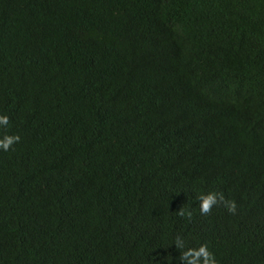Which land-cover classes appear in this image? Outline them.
<instances>
[{
    "label": "trees",
    "instance_id": "1",
    "mask_svg": "<svg viewBox=\"0 0 264 264\" xmlns=\"http://www.w3.org/2000/svg\"><path fill=\"white\" fill-rule=\"evenodd\" d=\"M2 114L0 264H264V0H0Z\"/></svg>",
    "mask_w": 264,
    "mask_h": 264
},
{
    "label": "clouds",
    "instance_id": "2",
    "mask_svg": "<svg viewBox=\"0 0 264 264\" xmlns=\"http://www.w3.org/2000/svg\"><path fill=\"white\" fill-rule=\"evenodd\" d=\"M10 124V118L6 114L0 115V129H6ZM21 137L18 134L3 133L0 135V150L5 152L11 150L13 146L19 143ZM199 201V208L202 215H208L211 213L214 206L222 204L230 213L235 214L237 205L235 201L225 198L223 192L210 191L206 194H201L197 197ZM187 216L190 218L191 211L185 212V209L181 207L179 209V215ZM175 247L180 251L179 260L181 264H217L214 254L209 251L206 244L200 245L198 248H187L185 250V244L181 237H177L175 241Z\"/></svg>",
    "mask_w": 264,
    "mask_h": 264
}]
</instances>
